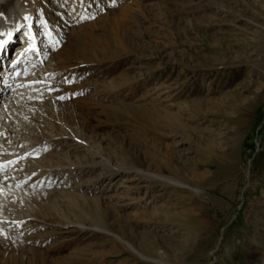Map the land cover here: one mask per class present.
Wrapping results in <instances>:
<instances>
[{"label":"rangeland","instance_id":"374dc122","mask_svg":"<svg viewBox=\"0 0 264 264\" xmlns=\"http://www.w3.org/2000/svg\"><path fill=\"white\" fill-rule=\"evenodd\" d=\"M39 3L56 76L0 144L64 184L0 185V264H264V0Z\"/></svg>","mask_w":264,"mask_h":264},{"label":"bare ground","instance_id":"6f19581e","mask_svg":"<svg viewBox=\"0 0 264 264\" xmlns=\"http://www.w3.org/2000/svg\"><path fill=\"white\" fill-rule=\"evenodd\" d=\"M107 1L111 4L115 0ZM38 7H40L39 0H0V42L7 41V44H5L3 48H0V66H2L1 62H5L4 66L0 71V142L1 140H3L5 134H7V127L4 130V128L1 126V121L4 122L6 120V117L4 115V113L6 112L5 109L9 107L10 101L15 102L17 98L15 97L11 98V100H7V96L9 94H12L11 96H15L17 93L21 96L28 95L29 97H33L36 99L47 98L49 97L51 92L50 81L53 79V77L56 76L54 67H49L48 69L44 70L42 68H39L42 63L45 62L48 54L50 53L48 49L50 47L51 49H53L55 45H57L56 41L58 40H55L56 38L54 39L52 23L46 16H44L43 18V23L46 25L48 31H44V33L39 32L38 25L41 23V20L37 19V11H35V8ZM25 17H29L30 19L26 20ZM23 32L25 33L23 34ZM9 33H11L12 35L9 36ZM19 34L23 35L16 38ZM45 39L49 45L48 48L44 47L43 42ZM17 40L18 43H16L14 47V55L12 54V58L9 59L8 53L11 50L14 42ZM33 45H35V50H33ZM67 56L68 52L66 51L65 57ZM27 76L29 77L26 78ZM28 87L30 89H27ZM8 132L10 133V131ZM33 144L35 145L36 143ZM15 151H13V149L9 148L7 145L5 146L0 144V185L4 187L11 186L13 188L18 186H26L25 189L30 188L36 190L40 188H48L51 186H55L56 184H64V181L57 178L61 177L55 172L57 170L54 171L51 169H42L44 170V172H42L40 168H38L41 175L37 177L39 171L35 169L36 167H26V165L28 166L26 158L31 156L30 154L34 151H30L29 149L23 152ZM13 152L15 154L10 155V153ZM16 170L17 172H15ZM159 179L167 182L168 184L178 183L172 178L162 177ZM30 180L32 181L29 182ZM25 194L27 195V191H25ZM18 197H20L19 191ZM13 202L15 201L13 200ZM12 208L15 207L12 206ZM127 249L133 252V254L137 255L138 257L143 258L139 254L143 250L142 246L137 249L134 248L132 245L127 244ZM144 259L149 260L147 258Z\"/></svg>","mask_w":264,"mask_h":264},{"label":"snow or ice","instance_id":"6c2138e0","mask_svg":"<svg viewBox=\"0 0 264 264\" xmlns=\"http://www.w3.org/2000/svg\"><path fill=\"white\" fill-rule=\"evenodd\" d=\"M25 19L28 20L30 18L29 17H25ZM8 35L11 36L12 34L9 33ZM5 44H7V41L0 42V48H3ZM33 50H35V45H33ZM66 82H70V81H66ZM59 99H64V97H59Z\"/></svg>","mask_w":264,"mask_h":264}]
</instances>
